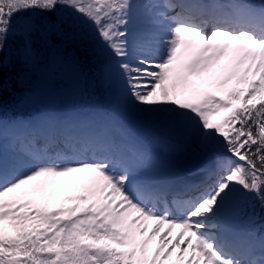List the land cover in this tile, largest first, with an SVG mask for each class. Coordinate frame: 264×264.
Here are the masks:
<instances>
[{
    "label": "snow or ice",
    "instance_id": "obj_1",
    "mask_svg": "<svg viewBox=\"0 0 264 264\" xmlns=\"http://www.w3.org/2000/svg\"><path fill=\"white\" fill-rule=\"evenodd\" d=\"M89 56L157 132L144 143L83 112L5 119L0 99V264H264V0H0L13 107ZM189 142L212 160L197 184L167 162ZM61 177L82 191L50 207Z\"/></svg>",
    "mask_w": 264,
    "mask_h": 264
},
{
    "label": "trees",
    "instance_id": "obj_2",
    "mask_svg": "<svg viewBox=\"0 0 264 264\" xmlns=\"http://www.w3.org/2000/svg\"><path fill=\"white\" fill-rule=\"evenodd\" d=\"M84 43L82 47L91 48L94 43V34L90 29H82ZM103 57L93 59L89 56L83 60L79 69V75L68 74L59 86L53 85L47 88L39 99V103L47 107L66 108L71 106L77 110H89L94 108L103 109L109 112L112 106L109 102V95L106 88L101 83V67ZM15 72L5 71L2 74L4 81H9V87L3 91L0 97L5 105V119H14L16 117L31 116L34 112L33 105L13 107L12 101L20 95V86L14 79ZM255 212L258 214V223L264 222V209H261L259 202H255Z\"/></svg>",
    "mask_w": 264,
    "mask_h": 264
},
{
    "label": "rangeland",
    "instance_id": "obj_3",
    "mask_svg": "<svg viewBox=\"0 0 264 264\" xmlns=\"http://www.w3.org/2000/svg\"><path fill=\"white\" fill-rule=\"evenodd\" d=\"M101 78L102 83L107 87L108 94L110 96V103L117 110V113L114 115H107L101 111L94 110L89 112L88 115L96 119L98 122H103L104 120L110 117L111 120L117 123V131L119 129V126H123L129 131L132 136L136 137L144 143H150L152 135L157 132L156 127H150L136 119L137 114L126 103H117V89L120 87V85L116 81L109 80L108 78H106V75L103 72ZM34 111L35 115L39 112H70L75 110H70L69 108L66 110H56L44 107H41V109H36V107H34ZM186 153L193 156L192 161L188 163V165L185 164L183 161L174 162L175 160H180L181 158H183V156H187ZM167 162L172 171H174L175 173L176 171L184 172V174L187 172H192L198 166L204 167L202 170H206L212 165V160L209 157L202 156L200 154H194L192 152L190 142L188 145V150L170 155L167 158ZM49 183L50 185H52V187L49 188L46 202L50 207L59 206L61 204L66 203L68 197L77 195L82 191L83 178L61 177L55 178ZM148 227L149 229L151 228V222H149ZM179 231V228L173 229L171 236L174 237ZM145 236H147V232L145 233ZM155 247L156 238H154L153 241L149 244V251L151 252L155 249ZM175 262L176 257L174 252L173 256L168 261H165L164 264H175Z\"/></svg>",
    "mask_w": 264,
    "mask_h": 264
},
{
    "label": "bare ground",
    "instance_id": "obj_4",
    "mask_svg": "<svg viewBox=\"0 0 264 264\" xmlns=\"http://www.w3.org/2000/svg\"><path fill=\"white\" fill-rule=\"evenodd\" d=\"M71 112V111H70ZM68 179V178H67Z\"/></svg>",
    "mask_w": 264,
    "mask_h": 264
}]
</instances>
